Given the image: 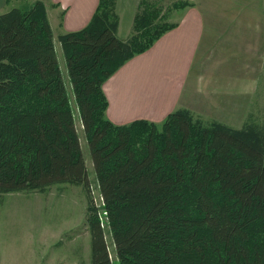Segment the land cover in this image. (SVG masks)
I'll return each instance as SVG.
<instances>
[{
  "label": "trees",
  "instance_id": "trees-1",
  "mask_svg": "<svg viewBox=\"0 0 264 264\" xmlns=\"http://www.w3.org/2000/svg\"><path fill=\"white\" fill-rule=\"evenodd\" d=\"M116 4L99 0L88 25L59 35L103 205L92 196L46 5L0 12V199L84 186L91 264H264V121L234 127L187 108L161 124L110 120L104 82L176 26L141 0L122 38Z\"/></svg>",
  "mask_w": 264,
  "mask_h": 264
},
{
  "label": "crops",
  "instance_id": "crops-1",
  "mask_svg": "<svg viewBox=\"0 0 264 264\" xmlns=\"http://www.w3.org/2000/svg\"><path fill=\"white\" fill-rule=\"evenodd\" d=\"M35 1L0 0V12ZM41 1L63 71L59 35L88 25L99 0ZM189 1L194 4L178 10L175 27L104 82L107 116L114 123L147 119L161 124L179 108L205 122L234 127L264 121V0ZM140 2L117 0L120 37L133 33Z\"/></svg>",
  "mask_w": 264,
  "mask_h": 264
},
{
  "label": "rangeland",
  "instance_id": "rangeland-1",
  "mask_svg": "<svg viewBox=\"0 0 264 264\" xmlns=\"http://www.w3.org/2000/svg\"><path fill=\"white\" fill-rule=\"evenodd\" d=\"M150 1L161 5L168 22H175L179 18L178 10L181 8H174L173 5L180 0ZM58 54L61 64H64L66 59L60 47ZM62 72L92 182V196L96 205H101L94 164L67 64ZM87 205L84 186L67 183L53 185L45 192L16 191L4 194L0 199V264H91ZM106 230L111 256L117 261L112 236Z\"/></svg>",
  "mask_w": 264,
  "mask_h": 264
},
{
  "label": "built area",
  "instance_id": "built-area-1",
  "mask_svg": "<svg viewBox=\"0 0 264 264\" xmlns=\"http://www.w3.org/2000/svg\"><path fill=\"white\" fill-rule=\"evenodd\" d=\"M101 199H102V204L101 205H103V197L101 196ZM104 213H106L105 211H104Z\"/></svg>",
  "mask_w": 264,
  "mask_h": 264
}]
</instances>
